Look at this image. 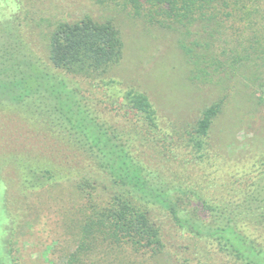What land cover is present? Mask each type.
<instances>
[{
  "label": "trees",
  "instance_id": "obj_1",
  "mask_svg": "<svg viewBox=\"0 0 264 264\" xmlns=\"http://www.w3.org/2000/svg\"><path fill=\"white\" fill-rule=\"evenodd\" d=\"M130 1L137 9L145 4L176 9L181 3L193 12L195 5L201 19L216 17L205 16L213 0ZM245 13L247 22L239 29L253 34L239 36L232 49L264 65V27L254 34L255 26L264 25V11ZM16 19L0 24V99L30 105L35 123L63 144L57 167L21 158L22 189L58 182L75 184L83 193L81 240L67 264H146L172 256L153 216L157 209L180 230L216 246L221 264H264V242L258 241L264 237V150L255 159L245 156L251 163L244 170L224 172L227 157L213 135L223 100L205 106L195 119L170 123L171 131L162 133L149 95L119 88L111 75L124 47L116 24L89 15L59 21L40 55L28 48ZM93 97L104 111L94 108ZM211 167L223 170L217 183L208 178ZM97 185L103 194L93 195ZM5 243L12 255V239Z\"/></svg>",
  "mask_w": 264,
  "mask_h": 264
},
{
  "label": "rangeland",
  "instance_id": "obj_2",
  "mask_svg": "<svg viewBox=\"0 0 264 264\" xmlns=\"http://www.w3.org/2000/svg\"><path fill=\"white\" fill-rule=\"evenodd\" d=\"M15 2L20 8L10 16L0 7V24L17 18L24 42L40 55H44L50 32L59 21L89 15L116 24L124 47L111 75L121 82L119 88L135 87L149 95L160 116L162 133L171 131L170 123L195 119L205 106L223 100L213 135L227 157L225 173L244 170L251 163L244 157L255 159L264 150V65L242 58L239 49H232L239 36L253 34L239 29L247 22L242 19L244 11L245 17L253 10L264 11V0H213L205 6L209 10L205 16H216L211 20L201 19V10L195 5L189 12L181 3L176 9L164 10L149 4L137 9L130 0ZM262 27L255 26L254 34H260ZM91 103L97 111H104L98 98L93 97ZM30 110L26 103L0 99V260L2 264H67V255L81 240L85 198L72 183L22 189L17 173L21 158L57 167L63 157L61 140L36 124ZM223 170L209 168L208 178L219 182ZM100 185L93 195L103 194ZM153 216L164 230L172 256L146 264L222 263L212 243L180 230L164 211L157 209ZM7 238L13 242L12 255L6 247ZM258 241L264 242V237Z\"/></svg>",
  "mask_w": 264,
  "mask_h": 264
},
{
  "label": "clouds",
  "instance_id": "obj_3",
  "mask_svg": "<svg viewBox=\"0 0 264 264\" xmlns=\"http://www.w3.org/2000/svg\"><path fill=\"white\" fill-rule=\"evenodd\" d=\"M0 7H3L6 9L4 12L5 16H10L12 13H15L16 11L19 10L20 5L15 2V0H0Z\"/></svg>",
  "mask_w": 264,
  "mask_h": 264
}]
</instances>
